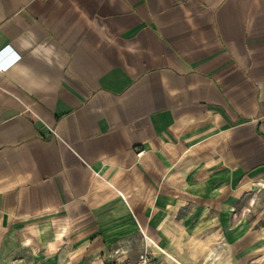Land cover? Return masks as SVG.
Wrapping results in <instances>:
<instances>
[{
  "label": "crops",
  "instance_id": "0c3cea01",
  "mask_svg": "<svg viewBox=\"0 0 264 264\" xmlns=\"http://www.w3.org/2000/svg\"><path fill=\"white\" fill-rule=\"evenodd\" d=\"M144 251L264 264V0H0V264Z\"/></svg>",
  "mask_w": 264,
  "mask_h": 264
},
{
  "label": "built area",
  "instance_id": "2783aa9c",
  "mask_svg": "<svg viewBox=\"0 0 264 264\" xmlns=\"http://www.w3.org/2000/svg\"><path fill=\"white\" fill-rule=\"evenodd\" d=\"M110 264H164L163 261L156 259L154 256L149 254L147 251H144L136 259H123L117 260L112 259Z\"/></svg>",
  "mask_w": 264,
  "mask_h": 264
},
{
  "label": "rangeland",
  "instance_id": "374dc122",
  "mask_svg": "<svg viewBox=\"0 0 264 264\" xmlns=\"http://www.w3.org/2000/svg\"><path fill=\"white\" fill-rule=\"evenodd\" d=\"M169 259L172 260L171 258H169ZM170 260L169 261L167 260V261H168V263L172 264V261H170Z\"/></svg>",
  "mask_w": 264,
  "mask_h": 264
}]
</instances>
